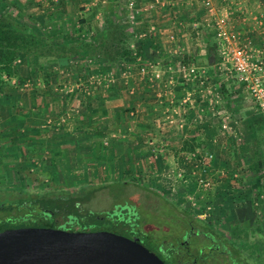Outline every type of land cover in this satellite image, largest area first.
I'll return each mask as SVG.
<instances>
[{"label": "rangeland", "instance_id": "1", "mask_svg": "<svg viewBox=\"0 0 264 264\" xmlns=\"http://www.w3.org/2000/svg\"><path fill=\"white\" fill-rule=\"evenodd\" d=\"M153 1L137 4L135 11L141 13L143 21L138 20V15L134 21H130L127 20L130 9L127 10L125 0H119L120 6L107 0H0V15L38 29L59 42H75L86 35H99L117 16L120 25L131 37L129 44L136 60L132 63L131 59L126 58L108 64L83 54L69 61L47 59L42 62L34 57L20 58L16 62L18 75L26 80L21 83L15 77L4 76L8 83L0 88V211L4 209L5 212H0L3 220L0 221V229L10 226L4 216L24 215L27 212L20 211L25 203L19 201L26 196L25 193L21 194L23 191L29 192L33 198L42 195L57 199L58 208L78 211L75 213L78 221L126 237L132 236L134 230L145 231L144 225L149 232L154 231L152 227L159 223L158 230H165L163 223L166 225V214L178 210L203 219L200 221L202 223L216 226L218 233H237L238 237L254 241L253 244L258 247L255 249L257 251H252V255L261 259L264 264V112L256 108L246 88L236 82L229 63H224L220 58L218 60L214 28L208 22L200 21L206 13L200 2L196 0V4L191 5L182 0ZM181 2L183 5H180ZM228 3L227 0L218 3L222 8L225 7L227 14ZM176 5L180 8L176 9ZM235 7H230V10L233 9L232 16L234 15L236 23L238 20L244 21L245 15L238 17ZM247 10L249 12L251 6H247ZM263 13L255 15L256 20H264ZM79 19L85 20L82 22ZM150 25L153 30L149 33L147 27ZM231 25V29L242 37L252 40L253 58L264 60L262 47L253 38L235 29L237 24ZM76 28L81 29L80 35L74 32ZM171 32H177L178 35ZM195 35L200 37L197 47L203 49L201 55L195 52L200 50H195ZM140 40H146L144 42L148 55L145 57H139L136 50ZM185 55L191 58L188 64ZM40 62L44 66L43 72ZM136 64L137 66H133ZM190 64L196 67V76L189 75L185 70ZM129 66L135 67L134 73L137 70L140 76L151 83L153 93L159 92L158 96L164 94L165 101L157 102L158 106L155 107L154 118L157 120L151 121L155 123L154 130L161 136L156 135L155 138L161 143L168 142L167 133L178 129H184L187 135L196 132L197 136L216 137L219 149L213 151L214 159L205 169L206 173L196 167L195 159L191 158L194 152L190 149L185 157L180 153L175 158L178 153L174 151L162 153L163 162L159 159V152L156 153L157 157L151 153L152 157L149 156L145 161L151 170L147 172V168L140 169L136 172L138 176L128 172L123 176L119 165L109 170L111 165L105 161L111 154L109 145L113 137L110 128L114 131L136 128L137 122L127 116V111H123L119 113L120 117L117 116L114 126L110 127L108 122L91 123L89 119H94L95 115L91 110L102 113L104 107L112 105L110 101L97 104L91 93L94 85L98 86L101 95L106 93L108 87L121 85L127 77L125 71ZM142 67H146L145 75ZM48 71L52 75L45 80L43 74ZM155 72L159 77L150 81L148 76ZM137 73L135 75L138 79ZM158 83L163 89L159 90ZM174 86H177L175 90ZM205 88L217 100V109L213 111V115L209 107L203 104V98H200L205 96ZM172 90L178 92L177 95L180 96L177 97L183 103H186L184 100L196 99L195 107L190 108L196 109V119L190 120L187 113L183 114L182 127L177 129V121L170 116L171 112L175 113L171 108L175 100L171 97L174 101L170 102L165 96ZM84 99L87 100L85 105L82 104ZM165 103H170L171 107L164 105ZM44 106L46 108H43V113L38 117L37 109ZM207 114L210 117H206ZM167 116L174 119L170 125ZM186 120L190 121L187 123ZM223 123L228 125L229 133L222 131ZM164 127L168 129L163 130ZM85 132L88 135H97L98 132L103 135L102 141L107 143L104 144L102 153L93 147L85 151L79 148L82 146H77L84 140ZM93 135L87 137L91 138ZM223 144L224 147L221 148ZM243 144L246 148L242 147ZM232 149H235V153ZM200 153L204 152L196 155ZM138 156L142 158L141 155ZM217 157H223V160L228 158L235 164H218ZM240 159L245 164H237ZM197 175L209 177L213 184L199 185ZM252 191L255 199L249 203ZM72 198L76 200L70 206ZM145 203L148 204L145 206ZM130 204H139L140 219H136L135 209L132 211ZM10 205L14 208L8 213ZM244 208H247V215H238ZM113 216L119 221L134 225V230L122 229L120 222L114 224L111 220ZM132 217L135 220L133 222ZM246 222L252 225L251 231L244 228ZM234 223L238 224L240 232L231 231ZM138 234L142 236L141 232ZM237 243L241 248L250 247L249 243Z\"/></svg>", "mask_w": 264, "mask_h": 264}, {"label": "crops", "instance_id": "2", "mask_svg": "<svg viewBox=\"0 0 264 264\" xmlns=\"http://www.w3.org/2000/svg\"><path fill=\"white\" fill-rule=\"evenodd\" d=\"M107 1L113 2L114 4L119 3V0H107ZM128 1L129 0H125V6H127ZM138 1H141L142 3L138 2ZM146 1H148V0H134V3H135V6H137V4H140V5L145 4ZM182 1L185 2L186 4H191V5L196 4V0H182ZM219 1H221V0H215V4L217 6H221L220 4H218ZM227 1H229V3H228V5H229V7H228L229 8L228 23H229L230 28L232 27L231 24H235V25L237 24V26H235V29L242 31V33H244L245 35H248L251 38H253V40L255 41V43H257L258 46L264 45V20H262V19L256 20V18H255V15H259L260 13L264 12L263 11L264 10V0H227ZM170 3H171V1H170ZM252 3H254V5H256V7L254 5H252ZM109 4H111V3H108V5ZM176 4H177V2H176ZM180 5H183V3L181 2ZM235 5H238V6L235 7ZM261 5H262V7H261ZM118 6H120V5L118 4ZM232 6L235 7V10H236L235 12L239 14L238 17H240L241 15H245L244 21L241 22L240 20H238V22L236 23L234 15L232 16V10L233 9L230 10V7H232ZM247 6H251V10L249 12L247 10ZM175 8L179 9L180 7H178V5H176ZM246 12H248V13H246ZM246 14H248V15H246ZM249 14L251 16H249ZM137 15H138V20L143 21L141 18V16H142L141 13L140 14L137 13L136 18H137ZM263 15H264V13H263ZM182 17H184V15ZM246 19H247V21H246ZM201 20H203V17H201L200 21ZM150 21H152V20H150ZM230 22H231V24H230ZM176 33L177 32H174V33L171 32V34H175V35H176ZM199 38H197V36H196L193 39L195 40V42H194V45L196 46L195 50H199V49L200 50L199 51L192 50V51L198 52L201 55V53L203 52V49L201 47L200 48L197 47L198 42H200ZM202 40L204 41V39H202ZM147 50L148 49H144L143 53H139L138 56L139 57L140 56L145 57V55L147 56L148 55ZM133 53H132V57L129 59H131L132 63L133 62L135 63L136 60L134 59ZM177 57L178 56L176 55V58ZM133 66H137V64L133 65ZM131 69H132V75L129 76ZM135 69H136L135 67L131 68V66H129L128 70L125 71V74L127 75V77H125V80H123L121 82V85L120 84L115 85L114 88L108 87L109 90L107 89L106 93H104L103 95H101L99 93L100 91L98 90L99 88L97 85L93 86L94 90L91 93L93 100L96 101L97 104H102V102L105 103L107 101L108 102L110 101L112 103L111 106L109 105L108 107H104L105 109L103 108L102 113H100V112L98 113V110H95V109H93V111L91 110V112H93L95 114L94 119H89L91 123H96V121H98L99 123L108 122L110 127H111V125H113V124L115 125L114 121L117 120V116L119 115V113H121L123 111L124 112L127 111V114L128 113L130 114V115L128 114L127 116H129V118L132 119V121L134 120L137 122L136 128H125L123 130L120 129L118 131L117 130L114 131L113 128H110L111 129L110 134L113 137L111 139L112 141L109 145L111 154L108 158L105 157L106 158L105 163H109V165H111L109 167V170H112L113 168H115L114 167L115 165H119V168H121V172H122L123 176L127 172L130 174L133 173L135 176H138L136 172L140 171V169L143 170V169L147 168L148 169L147 172H149L151 170V168L149 169V167H147L146 166L147 164L145 163V161L148 159V157L151 155V153L155 157L160 155L159 159H160V161L163 162L164 160L161 158V154L166 153V152L170 153L169 151H174V153L177 152L178 154L177 155L175 154V158L176 157L178 158L180 153H183L184 157H185V155H188L187 151H189V149L193 152H206V151L213 152V151L219 149V146L216 145V143H217L216 137H214V136L211 137V135H209L210 137H207L206 135H204L203 137L197 136L198 134L196 132H194V133L188 132L189 134L187 135V132L184 131V129H180V130L178 129L177 131H170L169 133H167V135H166V137L168 138L167 143H161L157 139V137L155 138V136L158 135V132H156L154 130L155 129V126H154L155 123H152L151 121L157 120L156 118H154L155 107L158 106L157 102L165 101L163 99L165 97H164V94L163 95L160 94L159 96H161V97H159L158 96L159 92H158V94L153 93V91L151 89V83H149L142 76H140L136 70V73L138 74V79H137V77L135 75L136 73H134ZM167 72L169 73V71H167ZM180 80L182 81V79H180ZM181 81L178 80V83L182 84ZM178 83H177V85H178ZM157 85L159 86V90L163 89L162 85L160 86L159 83ZM174 88H177V86H174L173 89ZM203 92H204L205 96L204 97L200 96V98L201 99L203 98L202 99V100H204V101H202L203 104L207 105L206 107H209V109L211 110V113L213 115V113H214L213 111L215 109H217V107H216L217 100H215V98H213L210 95L209 89L205 88ZM110 93H112V94H110ZM168 93L169 94H165L167 100H169L170 102H173L174 100H175V102L178 101V103H176V104L174 102L172 107H171L170 103L164 104V105L170 106L172 108L173 112H175V113L171 112L170 116L174 117V119L177 121V124L181 123V125H182V121L184 120V119H182V117H183V114H186V113H187V116L190 118V120L196 119V112H195L196 109L190 110V108L195 107L196 99L195 100L192 99L190 102L187 101L186 103H183L182 99L180 97H177V96H180V95H177L178 92H173V90H172L171 92L168 91ZM171 94H174L175 96L171 95ZM171 97H173L174 100L173 99L171 100ZM194 97H195V95H194ZM194 97H192V98H194ZM86 103H87V100L84 99V101H82V104L85 105ZM120 116L121 115H119V117ZM223 116H226V115H223ZM206 117H210V114H207ZM190 120H186L187 123ZM133 126H134V123L132 124V127ZM94 128H97V127H94ZM177 128H180V127H177ZM167 129H168L167 127H164L163 130H167ZM233 132H234V130L230 134L233 135ZM89 135H93V133H91V134L89 133ZM89 135L86 133L85 136L83 137V139L84 140L87 139V140L86 141L82 140L80 143H78L77 146H82L83 148L82 147H79V148L81 150H85V151L91 150L90 147H93L94 150H98L99 153H102V151H103L102 148H103L104 144L107 143V141H102L103 135L99 132L97 133V135H93V137H91V138L87 137ZM68 136H71V135H68ZM158 136L161 137L160 135H158ZM120 137H122V138H120ZM124 137H127V138L124 139ZM92 142H93V144H91ZM188 146H189V148H188ZM221 146H222L221 148H223L224 144ZM242 147L246 148V145L243 144ZM228 150H229V148H228ZM231 151H233L235 153V149H232ZM236 151L240 152V150H238V149ZM158 152H159V154H158ZM122 153H124V154L122 155ZM138 155H141L142 158ZM81 157L82 156H80V158ZM150 157H152V156H150ZM216 159H217L216 161L218 162V164H221V165H227V166L233 165L234 166V164H235L232 160H230L228 158L223 160V157H221L220 159L217 157ZM242 162L243 161L240 159L239 161H237V164H242ZM140 163H142V164H140ZM243 164H245V162H243ZM117 169H118V167H117ZM144 171L146 172V170H144ZM117 182L119 183V181H117ZM122 182H124V181H122ZM254 199L255 198L253 196V191H252V195L250 197L251 202H249V203H252V201ZM261 207H262V204H261ZM246 211H247V208H244V211H241V213H239L238 215H240V216L247 215ZM253 211H255V209ZM238 224L242 225V223H239V222H238ZM238 224L237 223L232 224L233 226H231V228H230L231 231H233V232L239 231L240 232L241 229L237 226ZM244 225H246L244 227L245 229H247V228L252 229V225L250 223L248 224L246 222Z\"/></svg>", "mask_w": 264, "mask_h": 264}, {"label": "flooded vegetation", "instance_id": "3", "mask_svg": "<svg viewBox=\"0 0 264 264\" xmlns=\"http://www.w3.org/2000/svg\"><path fill=\"white\" fill-rule=\"evenodd\" d=\"M130 205H132V211L135 209L136 219H140L141 214L139 212L141 208L139 204ZM131 207L129 206V208ZM12 210L9 209V212H7L10 213ZM23 210L27 211L24 215L4 216L10 226H3L0 231L16 227H50L70 231L100 230L94 228L96 225L93 226L78 221L75 218V213L78 212L76 209L58 208L52 211L46 208H21L20 211ZM1 211H4V209ZM18 212L19 210H17ZM133 219L132 217V222L135 221ZM111 220L115 222H113L114 224L119 222L116 216H113ZM0 221H3L2 218H0ZM165 221L166 225L163 223L165 230H158L160 228L159 223L152 227L154 231H147L146 225L143 226L145 231H135V226L129 222L125 223V229L134 230L129 238L138 237L139 241L154 252L165 264H263L261 259L259 260L252 255V251H257L255 249L258 245L253 244L254 241L249 238L247 240L238 237L237 233L233 235L218 233L216 226L206 222L202 223L200 221H203V219L178 210L168 212ZM140 229H142L141 225ZM139 232L142 233V236L138 234ZM237 242L249 243L250 247L248 249L241 248Z\"/></svg>", "mask_w": 264, "mask_h": 264}, {"label": "water", "instance_id": "4", "mask_svg": "<svg viewBox=\"0 0 264 264\" xmlns=\"http://www.w3.org/2000/svg\"><path fill=\"white\" fill-rule=\"evenodd\" d=\"M0 264H165L138 237L106 230L16 227L0 231Z\"/></svg>", "mask_w": 264, "mask_h": 264}, {"label": "trees", "instance_id": "5", "mask_svg": "<svg viewBox=\"0 0 264 264\" xmlns=\"http://www.w3.org/2000/svg\"><path fill=\"white\" fill-rule=\"evenodd\" d=\"M115 17L116 19L114 18L111 20L108 28L105 31L99 32V35L98 33H95L94 37L86 35L84 38H78L75 42H59L53 40L50 36L48 37L47 34L38 31V29L27 27L26 25L11 20L5 15H0V88L8 83L7 80H4V76L8 78L15 77L16 80L21 83L26 80V78L18 75L16 62L20 58L34 57L42 62L47 59H54L57 61L64 59L69 61L83 54L91 56L94 59H101L108 64L131 58L133 53L132 47H130L129 44V38L131 37L126 29L120 25L117 16ZM79 20L83 22L85 19ZM80 30L81 29L76 28L74 32L79 34ZM140 41L141 42L137 44L136 47L138 54L143 53L146 43L144 42L146 40ZM184 58L187 64L190 63L191 58L188 55H185ZM186 61L183 62L186 63ZM43 67V64L40 62L42 72L44 71ZM43 75V79L48 80L52 72H44ZM43 108L46 107H39L37 111L35 110L38 117L43 113ZM23 193H25L26 196H22L23 198L19 200L25 202L22 204V207H20L22 209H24V207L30 209L46 208L52 211L58 209L59 201H57V199L51 198V200L42 195L33 198L29 192L23 191L21 194ZM75 200L76 198L71 199L70 206L73 205L72 203ZM49 206L53 208H49ZM13 208L12 205L9 206V209ZM119 222L122 229H125V222L122 220Z\"/></svg>", "mask_w": 264, "mask_h": 264}, {"label": "built area", "instance_id": "6", "mask_svg": "<svg viewBox=\"0 0 264 264\" xmlns=\"http://www.w3.org/2000/svg\"><path fill=\"white\" fill-rule=\"evenodd\" d=\"M198 1L200 2L202 9L206 12L202 21L208 22L209 25L214 28L217 45L216 54L218 55V60L220 58L224 63H229V69H231V72L234 74L236 82L240 86L246 88L251 95L256 108L264 112V60L261 58H253L252 48L254 44L250 38L242 37L240 33L229 27L228 14L225 7L222 8L219 6L218 8L215 4V0ZM155 2L157 3V0L153 1V3ZM126 8L127 10L130 9V13L128 11L127 20L134 21L137 14L135 11L136 6L134 0H129ZM152 30V25L147 27V31H149V33ZM145 34L146 32L143 35ZM261 47V51L264 52V45ZM145 68L146 67H142V73L144 75L147 71H145ZM185 70H187L189 75H197V69L192 64L187 65ZM158 77L159 74L155 72L148 76V79L151 81L152 78L156 79ZM184 101L187 102L188 100ZM173 120V118H169L167 116V122L169 125L174 122ZM175 126L177 128V126L181 127L182 125L179 123ZM221 128L223 132L229 133V127L226 123H223ZM196 153L199 152L192 153L191 158L195 159L196 167L201 169L203 173H206L205 169L209 167L208 165L213 161L214 154L209 151L198 155H196ZM197 182L199 185L203 186H211L213 184L212 179L210 180L209 177H204L202 175H197Z\"/></svg>", "mask_w": 264, "mask_h": 264}]
</instances>
